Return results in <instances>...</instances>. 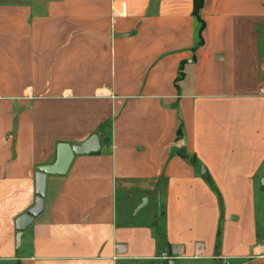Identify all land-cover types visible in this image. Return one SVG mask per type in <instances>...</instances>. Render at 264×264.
I'll list each match as a JSON object with an SVG mask.
<instances>
[{"label":"crops","instance_id":"1","mask_svg":"<svg viewBox=\"0 0 264 264\" xmlns=\"http://www.w3.org/2000/svg\"><path fill=\"white\" fill-rule=\"evenodd\" d=\"M193 11L0 0V264H264V0H203L197 47Z\"/></svg>","mask_w":264,"mask_h":264},{"label":"water","instance_id":"2","mask_svg":"<svg viewBox=\"0 0 264 264\" xmlns=\"http://www.w3.org/2000/svg\"><path fill=\"white\" fill-rule=\"evenodd\" d=\"M99 150V142L96 135L89 138L80 146H70L68 144H60L57 149V158L53 165L39 167L35 176L36 183V200L34 206L28 212L20 216L16 220V230L19 233L18 240L21 232L26 230L34 220L44 211V198L46 191V182L48 176H62L64 175L74 156L85 155ZM147 204L145 198L142 204L137 209L140 210ZM168 264H175L174 260H170Z\"/></svg>","mask_w":264,"mask_h":264},{"label":"trees","instance_id":"3","mask_svg":"<svg viewBox=\"0 0 264 264\" xmlns=\"http://www.w3.org/2000/svg\"><path fill=\"white\" fill-rule=\"evenodd\" d=\"M202 6H203V0H194V11H193V14L195 16V19H196V22H197V25H198V30H197V34H196V40H197L196 47L203 44L202 32H203V29H204V22H203V20L200 17V10H201ZM178 136L181 137V128L178 131ZM184 156H186V155H184ZM190 160L192 161V163H194V158L193 157H191ZM206 179L210 183V185H212L211 179L209 177H207ZM154 226L155 227L159 226V221L157 219L154 221ZM160 235H161V233L159 232V236Z\"/></svg>","mask_w":264,"mask_h":264},{"label":"rangeland","instance_id":"4","mask_svg":"<svg viewBox=\"0 0 264 264\" xmlns=\"http://www.w3.org/2000/svg\"><path fill=\"white\" fill-rule=\"evenodd\" d=\"M258 182V181H257ZM125 206V201L122 195H119V201H118V209L120 211V213L123 211V208ZM163 264H166L165 262H161ZM161 263H152V264H161ZM178 264V263H177Z\"/></svg>","mask_w":264,"mask_h":264},{"label":"built area","instance_id":"5","mask_svg":"<svg viewBox=\"0 0 264 264\" xmlns=\"http://www.w3.org/2000/svg\"><path fill=\"white\" fill-rule=\"evenodd\" d=\"M116 247H117V248H116V249H117V252H118V253H121L122 250H121L120 246H116Z\"/></svg>","mask_w":264,"mask_h":264}]
</instances>
